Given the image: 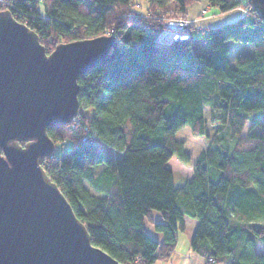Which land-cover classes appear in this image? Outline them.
<instances>
[{
  "label": "trees",
  "instance_id": "trees-1",
  "mask_svg": "<svg viewBox=\"0 0 264 264\" xmlns=\"http://www.w3.org/2000/svg\"><path fill=\"white\" fill-rule=\"evenodd\" d=\"M145 1L147 17L132 10L133 0L0 3L46 53L102 35L120 50L78 77L82 126L47 128L54 145L69 140L72 148L43 168L91 244L122 264L169 260L184 218L196 222L189 246L204 264H264L256 250L264 247V21L248 0ZM200 2L245 13L220 26L190 25L187 38L168 43L166 17ZM229 41L251 44L254 54L237 55L232 66ZM183 127L207 144L191 177L174 187L171 167L190 163L176 139ZM152 212L160 240L145 229Z\"/></svg>",
  "mask_w": 264,
  "mask_h": 264
},
{
  "label": "water",
  "instance_id": "water-1",
  "mask_svg": "<svg viewBox=\"0 0 264 264\" xmlns=\"http://www.w3.org/2000/svg\"><path fill=\"white\" fill-rule=\"evenodd\" d=\"M248 2L264 21V0ZM119 57L112 35L46 53L34 31L0 10V264H122L91 244L42 166L55 146L47 128L78 115V77Z\"/></svg>",
  "mask_w": 264,
  "mask_h": 264
},
{
  "label": "rangeland",
  "instance_id": "rangeland-1",
  "mask_svg": "<svg viewBox=\"0 0 264 264\" xmlns=\"http://www.w3.org/2000/svg\"><path fill=\"white\" fill-rule=\"evenodd\" d=\"M6 0H0V3H4ZM147 4L145 0H133L132 10L140 13V15L147 14L146 12ZM245 13V10L238 8L228 13L220 14L217 12L215 8H209L206 6L205 3H194L186 9V14L181 16H168L166 17L165 22H174V19H183L190 23L191 26H199V27H214L220 26L226 22L233 21ZM145 16V15H144ZM147 17V16H145ZM229 54L228 60L232 66L235 65V57L239 54H246L248 56H252L254 54L253 46L249 43L243 42H236V41H229ZM176 139L183 141L185 143V150L188 152L190 156V163L189 164H172L171 167L172 171V181L174 187H180L185 184L187 179H189L192 175V164L199 154L201 150H203L207 144L205 138L197 137L192 135L188 127L181 128L176 133ZM72 148V143L69 140L64 141L62 144H56L54 146V155L59 156L62 152L68 151ZM103 149V148H102ZM107 151V149H106ZM51 157V156H50ZM50 157H47L43 160V164L46 166L49 164ZM195 231V227L187 224L184 226L183 231H178L177 233V246L175 249V254L173 253V260L174 264L179 263V259L182 255L184 249H186L187 245H189L190 239L192 234ZM256 250L259 253H264V247L259 242L257 243ZM193 253V252H192ZM176 256L178 257V262L176 260ZM170 259V258H169ZM168 261V260H167ZM162 264H169L166 261H163ZM189 264H192L189 261Z\"/></svg>",
  "mask_w": 264,
  "mask_h": 264
},
{
  "label": "crops",
  "instance_id": "crops-1",
  "mask_svg": "<svg viewBox=\"0 0 264 264\" xmlns=\"http://www.w3.org/2000/svg\"><path fill=\"white\" fill-rule=\"evenodd\" d=\"M160 216L155 213V212H152L150 214V219L145 222V229H146V232L151 236L153 237L154 239L156 240H160V234L156 233L154 230H153V223H157V222H160ZM183 223H184V226H186L187 224H190L191 226H194L196 225V222L193 221V220H189L187 218H184L183 219ZM177 246V245H176ZM176 249V248H175ZM175 254V250L173 252ZM173 253L170 257V259L168 261H166V263L169 262V264H174V260L172 258L173 256ZM175 257V256H173ZM176 260L178 262V257L176 256ZM189 261H191L192 264H204L203 260L200 259L196 254L192 253V251L190 250V246L187 245L186 249H184V251L182 252V255L179 259V263L178 264H189ZM163 262H157L155 264H162Z\"/></svg>",
  "mask_w": 264,
  "mask_h": 264
},
{
  "label": "built area",
  "instance_id": "built-area-1",
  "mask_svg": "<svg viewBox=\"0 0 264 264\" xmlns=\"http://www.w3.org/2000/svg\"><path fill=\"white\" fill-rule=\"evenodd\" d=\"M174 20H175L174 22H164L163 35H164V39L167 40L168 43H170L173 40L185 39L188 37L187 30L188 27L190 26V23L180 18ZM68 125H70V128L75 132H79L82 126L79 123L77 116L74 117ZM84 130H86V128ZM42 166H45L43 164V161H42Z\"/></svg>",
  "mask_w": 264,
  "mask_h": 264
},
{
  "label": "clouds",
  "instance_id": "clouds-1",
  "mask_svg": "<svg viewBox=\"0 0 264 264\" xmlns=\"http://www.w3.org/2000/svg\"><path fill=\"white\" fill-rule=\"evenodd\" d=\"M68 125V124H67Z\"/></svg>",
  "mask_w": 264,
  "mask_h": 264
}]
</instances>
